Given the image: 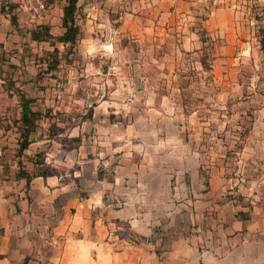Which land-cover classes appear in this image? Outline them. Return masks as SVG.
Masks as SVG:
<instances>
[{"label": "crops", "instance_id": "1", "mask_svg": "<svg viewBox=\"0 0 264 264\" xmlns=\"http://www.w3.org/2000/svg\"><path fill=\"white\" fill-rule=\"evenodd\" d=\"M100 5L80 45L85 105L58 116L63 135L0 159V264H264V51L249 11L241 0ZM208 43L216 122L205 96L187 102ZM99 53L118 59L103 66ZM139 56L150 71L126 76Z\"/></svg>", "mask_w": 264, "mask_h": 264}, {"label": "rangeland", "instance_id": "2", "mask_svg": "<svg viewBox=\"0 0 264 264\" xmlns=\"http://www.w3.org/2000/svg\"><path fill=\"white\" fill-rule=\"evenodd\" d=\"M101 3H106V0H80L77 21L81 27V37L76 54L73 56L68 54V47L63 44L53 42L54 46L50 42H36L31 38V33L41 25L50 27L54 38H58L64 33L62 17L66 6L65 0H0V11L2 8L5 10V14L0 12L1 25L5 24L6 30L4 31L7 35L6 39L0 43V159H12L9 156H17V151H19L20 125L18 120L21 116V106L18 90L23 91L28 98H32L34 100L33 109L44 115V118L39 121L38 131L32 136L35 142L52 140L56 134L63 135L65 129L57 126L58 116L69 111V108L74 105H85L87 96L84 95V89L91 88L93 81L91 82L86 76H83L87 74L84 71L86 64L84 65L85 62L80 59H84V56H87L86 53L90 55V52L87 48V50L80 48V45L81 40H84L86 36L87 10L100 7ZM241 4L249 11V19L253 20L256 36L260 40L264 32L263 1L241 0ZM12 15H16L17 25L12 24ZM194 18L188 22L195 23ZM205 35L206 33L201 28L198 37L205 41ZM124 41L128 42L129 40L124 38L122 42L115 41V44L122 46ZM132 45L135 50L138 49L137 42H133ZM55 47L59 49V52L56 56H52L51 53ZM80 49L82 52H79ZM205 49V54L200 59L203 68L200 71H203V75L198 76V80L194 76L190 82L191 97H188L187 102H189L190 108L191 106L196 107V96H205L206 107L204 110L206 111H204V115L208 120H212L214 117L212 121L216 122V100L214 103L208 96H216V88L219 86L216 84V77L212 74L211 44L208 43ZM92 58L103 66H110L112 61L115 62L117 56L108 58L104 53H99L93 54ZM56 59L59 61V67L55 71L49 72V67L54 64ZM76 63L78 64L75 66ZM143 63L139 56L136 65L124 66L123 73L130 77V72L134 70L135 72L150 71L149 66L145 67L146 70L143 69ZM130 66L133 68L128 69ZM196 72V70H191V73ZM158 82L160 83V81ZM171 82L173 81L171 80ZM182 84L174 82L176 89L182 88ZM139 85L141 86L138 80L135 86ZM129 86L130 84L126 83L127 89ZM171 86L173 87V84ZM220 87L223 86L220 85ZM126 97L128 99L132 96L128 94ZM75 100L79 102L76 103ZM201 102L199 98L197 105L200 106ZM53 105L59 106L61 110L55 112ZM83 113L80 115H84ZM60 119L65 120L67 117L61 116ZM208 143L210 148L214 146L216 149V144L213 145L212 141H208Z\"/></svg>", "mask_w": 264, "mask_h": 264}, {"label": "trees", "instance_id": "3", "mask_svg": "<svg viewBox=\"0 0 264 264\" xmlns=\"http://www.w3.org/2000/svg\"><path fill=\"white\" fill-rule=\"evenodd\" d=\"M66 6L64 7L63 17H62V26L64 28V33L58 37L54 38L50 32V27L47 25L39 26L35 31L31 33V38L36 42H57L68 47V54L75 55L76 50L79 45L81 27L77 21V13L79 12V2L80 0H65ZM1 14H5L4 8L1 9ZM11 22L14 25L18 24L16 15H12ZM261 49L264 51V32L260 37ZM54 45V44H52ZM55 46V45H54ZM59 52V49L55 47L52 56H56ZM59 67V61L56 59L54 64L51 65L48 69L49 72L55 71ZM19 103L21 106V116L18 120L20 125V141H19V155H23L26 150L34 143L32 136L39 129V121L44 118V115L41 112L35 111L32 107L34 100L28 98L23 91H19ZM18 178H21V175H17ZM28 182L31 178L27 177Z\"/></svg>", "mask_w": 264, "mask_h": 264}]
</instances>
